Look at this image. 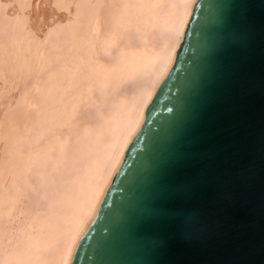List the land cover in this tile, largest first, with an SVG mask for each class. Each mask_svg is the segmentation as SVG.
Returning <instances> with one entry per match:
<instances>
[{
	"label": "bare ground",
	"instance_id": "obj_1",
	"mask_svg": "<svg viewBox=\"0 0 264 264\" xmlns=\"http://www.w3.org/2000/svg\"><path fill=\"white\" fill-rule=\"evenodd\" d=\"M196 0H0V264H71Z\"/></svg>",
	"mask_w": 264,
	"mask_h": 264
},
{
	"label": "water",
	"instance_id": "obj_2",
	"mask_svg": "<svg viewBox=\"0 0 264 264\" xmlns=\"http://www.w3.org/2000/svg\"><path fill=\"white\" fill-rule=\"evenodd\" d=\"M71 264H264V0H196Z\"/></svg>",
	"mask_w": 264,
	"mask_h": 264
}]
</instances>
